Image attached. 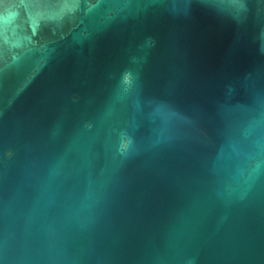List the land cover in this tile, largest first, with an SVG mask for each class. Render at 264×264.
Listing matches in <instances>:
<instances>
[{
	"label": "water",
	"instance_id": "95a60500",
	"mask_svg": "<svg viewBox=\"0 0 264 264\" xmlns=\"http://www.w3.org/2000/svg\"><path fill=\"white\" fill-rule=\"evenodd\" d=\"M0 264H264V0H0Z\"/></svg>",
	"mask_w": 264,
	"mask_h": 264
}]
</instances>
